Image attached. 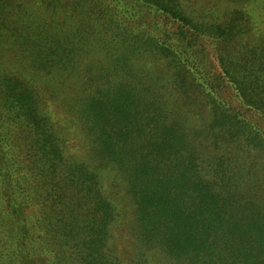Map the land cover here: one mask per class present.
I'll use <instances>...</instances> for the list:
<instances>
[{
	"label": "trees",
	"instance_id": "16d2710c",
	"mask_svg": "<svg viewBox=\"0 0 264 264\" xmlns=\"http://www.w3.org/2000/svg\"><path fill=\"white\" fill-rule=\"evenodd\" d=\"M174 1L179 4L173 2L171 8L158 5V11L189 25L182 15L181 2ZM62 10V23L67 25L68 15L78 9L63 4ZM212 29L226 34L220 25ZM54 30L44 34L46 45L51 47L50 60L53 51L57 53L58 47L65 45L60 31L56 27ZM63 36L67 44L66 34ZM133 39L131 54L140 44L138 36ZM149 47V54L156 51V47ZM80 52L87 54L82 50L73 54ZM66 54L60 61L66 83L60 86L57 81L51 89L56 96V90L60 92L68 84L67 70L79 78L70 82L73 92L69 89L65 109L74 113L81 129L88 126L89 160L96 164L89 168L86 163L76 166L66 161L56 147L60 134L53 123L57 122L46 113L38 82L0 63V130L7 134L0 176H5L4 171H10V178L14 176L8 205L18 233L16 252L0 243V264H31V240L41 247L36 264H61L66 256H73L74 264H129L117 253L109 233L121 214L122 218L130 217L135 236V260L130 264H264V172L256 167L258 164L264 170V128L230 110L218 95L221 84L202 78L200 68L186 59H177L187 67L185 75L187 72L203 93L214 124L227 134L235 148L229 152L235 156L228 160L223 154L227 148L223 132L222 139L213 145L189 143L186 149L188 133L180 122L184 116L181 108L165 101L166 106L176 107L172 114L181 125L159 121L156 108L141 92L143 98L135 101L130 116L124 117L119 107L115 110L106 106L112 75L76 70L74 63L79 57ZM45 63V71L56 77L57 68L51 61ZM263 64L260 61L257 67ZM262 69L254 73V78L249 79L248 72L238 77L234 92L241 104L264 118V66ZM230 83L233 86L234 82ZM9 120L13 125H7L6 130L5 122ZM60 129L66 131L64 126ZM0 137L3 139L1 132ZM142 152L156 153L159 159L148 161ZM38 167L46 172L37 171ZM17 192L26 201L29 197L37 201V211L43 209L41 213H47L46 219L53 220L59 230L56 236L42 239L35 227L26 224L25 213L17 204ZM4 194L0 188V226L1 217L7 214ZM111 197L118 199L124 209Z\"/></svg>",
	"mask_w": 264,
	"mask_h": 264
},
{
	"label": "rangeland",
	"instance_id": "374dc122",
	"mask_svg": "<svg viewBox=\"0 0 264 264\" xmlns=\"http://www.w3.org/2000/svg\"><path fill=\"white\" fill-rule=\"evenodd\" d=\"M14 1L8 4L11 0H0V63L8 65L5 67L13 66L21 76L27 75L28 79L38 82L37 88L45 97L46 113L57 122L53 123L56 132L60 134L56 147L69 164L77 166L86 163L89 168L96 164V161L89 160L88 126L87 129H81L74 113L65 109L69 89L73 92L70 82L80 81L79 78L73 77V71L67 70L65 74L70 79L68 84L60 92L57 89L56 96L51 89V85L57 81L60 86L65 82L60 63L63 56L65 59L66 53L74 55V52L80 50L87 54L80 52L74 55L80 59L74 63L76 70L81 68L87 73L91 69L90 75L98 71L112 75V86L106 96L107 107L115 110L119 107L123 116L129 117L134 102L143 98L141 92L145 93L150 106L156 108L159 121L168 120L171 125L177 122L186 126V149L189 143L213 145L222 139L221 132L224 131L214 124L203 93L196 82L190 81L187 72L185 75L187 67L179 64L177 59H186L191 66L200 68L202 78L221 84L218 95L230 110L264 128V118L241 104L234 92L238 77L248 72L251 79L258 69L260 72L263 70L264 64L260 67L257 65L264 61V0H179L182 15L187 17L189 25L178 23L158 11V5L174 7L173 2L178 3L174 0H18L16 4ZM63 4H73L78 9L72 16L68 15L67 25L62 23ZM215 25L223 27L226 34L214 31L212 27ZM55 27L60 31L59 36L65 45L59 46L57 53L53 51L54 58L50 60L51 47L46 45L47 37L45 39L44 34L47 36ZM133 36H138L140 44L131 54L129 50L134 43ZM149 45L156 47L152 54H149L152 49ZM86 56H90V59ZM95 59H101L102 62L98 63ZM46 61L47 64L51 61L52 66L57 68L56 77L45 71ZM69 62L66 59V63ZM230 82H234L233 86ZM166 100L184 111L181 123L173 116L176 107L166 106ZM5 124L7 130V125L11 127L13 121H6ZM61 126L66 131L60 129ZM0 132L4 139L0 137V165L4 166L2 156L7 149L4 142L7 141V134L2 129ZM156 132H160L159 127ZM224 137L227 148L223 154L229 160V157L235 156L229 151H235V148L229 143L226 133ZM142 154L148 161L159 159L156 153ZM248 163L252 164L250 160ZM256 167L261 173L264 172L258 164ZM36 170L46 172L43 167ZM3 174L5 176H0V188L5 191L4 209L7 214L1 217L3 224L0 226V243L10 245L16 252L18 233L14 229L16 222L10 218L11 206L8 205L11 201L10 189L14 190V176L10 178V171H4ZM17 195V204L27 218L26 224L30 223L32 229L35 227L37 235L43 239L46 235L56 236L59 233L53 220L46 219L47 213L42 214L43 209L37 211L40 205L36 200L29 197L26 201L20 192ZM111 199L123 206L118 199ZM125 204L128 208L129 202ZM121 215L118 221L113 222L109 233L111 240L112 237L114 239L117 253L130 264L135 260V236L130 228V217L122 218ZM33 237L35 239L34 234ZM74 240L75 237L71 243ZM54 244L59 245L57 242ZM40 248L31 240L30 250L34 257L31 264L37 263ZM61 264H74L73 256H66Z\"/></svg>",
	"mask_w": 264,
	"mask_h": 264
}]
</instances>
